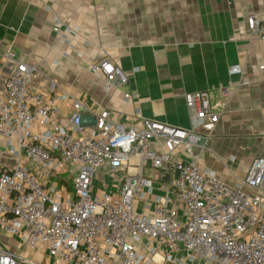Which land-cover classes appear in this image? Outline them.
<instances>
[{
  "label": "built area",
  "instance_id": "built-area-1",
  "mask_svg": "<svg viewBox=\"0 0 264 264\" xmlns=\"http://www.w3.org/2000/svg\"><path fill=\"white\" fill-rule=\"evenodd\" d=\"M261 5L247 25L264 41ZM6 59L14 68L0 91V264H34L6 243L14 239L27 252L47 246L50 258L66 264H172L181 251L211 264H264V157L237 186L201 168L221 116L209 91L185 95L190 129L152 120L123 125L108 110L87 127L81 102L61 118L58 103L67 95L35 91L36 68L13 52ZM91 71L108 90L128 84L110 59ZM104 167L123 176L118 193L96 188ZM68 173L71 190L58 179Z\"/></svg>",
  "mask_w": 264,
  "mask_h": 264
},
{
  "label": "crops",
  "instance_id": "crops-1",
  "mask_svg": "<svg viewBox=\"0 0 264 264\" xmlns=\"http://www.w3.org/2000/svg\"><path fill=\"white\" fill-rule=\"evenodd\" d=\"M261 6V0H0V91L14 68L8 52L36 68L35 91L67 95L58 103L61 118L81 102L87 127L108 110L123 125L152 120L190 129L185 95L209 91L221 116L199 163L237 186L264 157V41L247 25ZM105 58L128 84L108 90L105 77L91 71ZM6 243L34 264H66L50 258L47 246L27 252L15 239ZM175 258L180 262L172 264H211L185 251Z\"/></svg>",
  "mask_w": 264,
  "mask_h": 264
},
{
  "label": "rangeland",
  "instance_id": "rangeland-1",
  "mask_svg": "<svg viewBox=\"0 0 264 264\" xmlns=\"http://www.w3.org/2000/svg\"><path fill=\"white\" fill-rule=\"evenodd\" d=\"M178 157L173 158L177 160ZM74 170L76 171L77 168L74 167ZM103 171V172H102ZM100 172H102V174H98L97 179H96V188H102L103 190H107L109 193H118L119 189L116 188L115 186L121 187L122 183H123V176L119 175V174H115L114 172H112L109 168L104 167ZM146 177L149 179H152L154 181H156V171L151 169V168H147L146 169ZM71 174H63V175H58V179L65 181V183L67 184L69 190H71Z\"/></svg>",
  "mask_w": 264,
  "mask_h": 264
}]
</instances>
